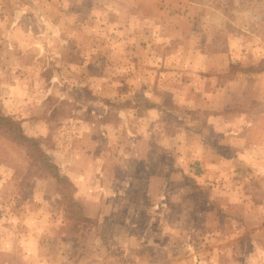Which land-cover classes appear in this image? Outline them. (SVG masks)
<instances>
[{
    "label": "rangeland",
    "instance_id": "1",
    "mask_svg": "<svg viewBox=\"0 0 264 264\" xmlns=\"http://www.w3.org/2000/svg\"><path fill=\"white\" fill-rule=\"evenodd\" d=\"M95 1L0 0V115L36 143L0 126L9 263L28 264L15 255L30 231L63 235V264H201L217 245L264 242L249 228L264 226V0H160L142 15ZM208 94L239 144L207 124ZM214 153L221 181L203 178ZM152 172L176 175L147 196ZM110 223H128V244Z\"/></svg>",
    "mask_w": 264,
    "mask_h": 264
},
{
    "label": "crops",
    "instance_id": "2",
    "mask_svg": "<svg viewBox=\"0 0 264 264\" xmlns=\"http://www.w3.org/2000/svg\"><path fill=\"white\" fill-rule=\"evenodd\" d=\"M105 1L106 0H103V1H101V3L104 5L106 3ZM124 1L126 4L124 11H120V9H118L117 11L122 12V13L131 12L132 14H138V15L147 14V12L153 10L154 8H157V6L160 2V0H124ZM89 2L91 4H96L97 1L89 0ZM169 3H171V1ZM160 8L158 6V11L160 10ZM163 9H165V8H163ZM223 92L224 91L222 90L221 93H223ZM218 96H220L219 93H218ZM212 98H213L212 94L206 95V102L208 104L206 103L205 109L208 110L207 115L209 116V119L207 120V124L211 126L213 132H215L216 135L226 136L228 134L233 138L232 140L235 144H239L240 139L237 137V135L241 131V125H238V126H235L234 124L230 125V123H228V119L225 116L226 109L224 110L223 107H221L219 109L218 108L213 109L212 103H211ZM169 140L171 141V138H169ZM201 144H202V148L206 147V148H208V150L211 149V144L209 142L203 141V142H201ZM234 156H236L238 158L240 156V154L237 152H234V153H232V158ZM147 158L150 160V158H152V156L147 157ZM226 162L227 161L225 160V158L221 157L219 154L214 153L213 158L211 160H208V165L214 166L217 164V169H216V171L207 172L205 174V176H203V178H205L207 180H212V181L213 180L221 181L222 179H225L226 177H228L229 174H225L222 171L221 172L218 171L219 166L221 164H225ZM57 164L60 165V163H57ZM62 164H66V163L64 161H61V165ZM206 167H207V164H206ZM210 168H212V167H210ZM95 169L97 170L96 167H95ZM126 170L130 171V170H132V168L130 166H127ZM128 173L132 174V172H128ZM174 174H170L169 176L165 175L162 178L160 173L156 174V173L152 172V176H151V174H149V176H147V179L148 178H149V180L151 179L150 183L144 184L142 186V193L144 195H147V196L152 195L153 194V187H154L153 182L154 181L157 182V181H161L162 179L174 180L175 179ZM135 176H136V174H135ZM83 188L89 189L85 186H83ZM133 192H134V194L138 193L139 188L133 189ZM92 194H93V192L91 191V195ZM106 194H108V193H106ZM121 195H123V194L121 193ZM45 223H47V222H45ZM39 224H40L39 227H41V230H40L41 232L43 231L42 227L44 225H46L47 227L50 226L49 224H44V223H39ZM60 224L61 223H52V226H50V227L51 228L52 227L54 228V226L58 227V226H60ZM110 224H111V227L113 228V230H115L116 233H118V234H116L115 238H118L117 242L120 241V244H119L120 247H122L123 244L124 245L128 244V242H130V240H131V237L128 236L129 234L128 235L126 234L125 225L128 223H110ZM249 228H250V234L253 231H254V234H255V232H256V234H260L261 233L260 228L264 229V226H263V223H257V224H254L253 226L249 227ZM48 229H46L47 232H49ZM9 234H12L11 231L9 232ZM234 237L235 236H232V237L226 236L225 237L223 235H219L217 237L218 244L225 243V240L231 241L232 238H234ZM63 238H64L63 235L58 234V233H56L55 235H52V234L49 235L48 234V235L42 237V236H40V234L35 233L34 231H30L28 233V238H23L22 241H20L21 243L18 242L20 246H28V254L23 252V247H22V251H20L19 254H16L15 257L19 258V260H21L23 262L26 258H28V259H26V260H28V264H49V262H53L54 259H56L55 264H59V257H60L61 263H62L64 261V258L62 257V254L64 252L63 250H64L65 245L68 243ZM142 238H144V237L140 236L138 238L139 242L142 243V245H144V243L150 244L149 241H145V239L143 240ZM250 238H251V243L254 245V247L251 249L252 252H250L251 250H248L247 253H245L243 251H238L239 253H230L229 251L224 249V246L219 247V245H217L216 247L218 249L215 251L216 253L210 252V253H207L206 255L205 254L200 255L201 261H203V263H201V264H207L205 261H208L209 259H216V261H217L216 264H230V263H226V261H232L231 264H264V242L258 243V240H260V239L257 237H254L253 234L250 236ZM222 239H224V241L221 242ZM244 239L245 238H243V240ZM111 241L114 242V236H111ZM153 242L155 243V241H153ZM1 244L5 245L7 247V246H9L10 242L8 241V238H2ZM11 253H12L11 250H7L5 248H0V264H10L9 261L12 260ZM15 253H17V251H15ZM174 256H175V254H174ZM191 256H192V254L191 255L190 254L183 255V260L186 258L192 259ZM143 258H144V254L140 260H145ZM237 258H239V259H237ZM152 259H150V258L148 259L149 264H153ZM150 261H151V263H150ZM174 264H175V261H174ZM209 264H214V263H209Z\"/></svg>",
    "mask_w": 264,
    "mask_h": 264
},
{
    "label": "trees",
    "instance_id": "3",
    "mask_svg": "<svg viewBox=\"0 0 264 264\" xmlns=\"http://www.w3.org/2000/svg\"><path fill=\"white\" fill-rule=\"evenodd\" d=\"M7 126L9 125L10 126V133L13 134V136L18 139L19 141H22V142H29V143H32L33 142V146L36 145V143L34 142V140H31L29 139V137H26L25 135H23L22 133H16V128L14 127V122L10 119V118H6V117H3L2 115H0V126ZM19 130V129H18ZM20 131V130H19ZM44 153V152H43ZM45 155V153H44ZM47 156V155H45ZM54 176L57 178V180H62L64 178V176H60L58 174H54Z\"/></svg>",
    "mask_w": 264,
    "mask_h": 264
}]
</instances>
